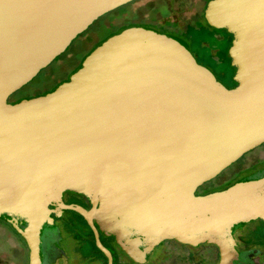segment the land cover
<instances>
[{
    "label": "water",
    "instance_id": "95a60500",
    "mask_svg": "<svg viewBox=\"0 0 264 264\" xmlns=\"http://www.w3.org/2000/svg\"><path fill=\"white\" fill-rule=\"evenodd\" d=\"M134 0H0V220L19 235L28 264L59 250L53 216L78 214L144 264L164 241L218 250L246 264L234 235L264 222V170L196 196L264 144V0H210L203 17L232 40L227 89L187 44L132 27L109 37L53 91L8 98L94 21ZM82 197L88 209L65 205ZM252 264L254 263V260Z\"/></svg>",
    "mask_w": 264,
    "mask_h": 264
},
{
    "label": "rangeland",
    "instance_id": "374dc122",
    "mask_svg": "<svg viewBox=\"0 0 264 264\" xmlns=\"http://www.w3.org/2000/svg\"><path fill=\"white\" fill-rule=\"evenodd\" d=\"M149 1L151 0H138L131 5L119 7L98 18L70 43L64 53L59 55L60 57H56L63 61H67V67L64 71H58L57 63H55L56 59H54V61H52L46 68L42 69L29 83L19 89L16 95L18 97H34L35 95L52 89L53 87L55 89L58 86L57 84L59 81L66 78L71 72L70 70L83 61L82 58L85 54L100 45L96 42L95 38H92L94 37L93 35H97V39L102 40L107 36L112 34L116 35V33L118 34L123 30L132 27H149L161 33L172 34L174 32L173 28L159 27V22H164V19L168 17L164 12V6L159 7L158 10L155 11L156 13L150 8H141ZM191 1L198 2L200 7L204 6L202 0ZM189 9L185 10L182 15V18L185 20L189 19L190 15L194 12L192 11L193 8L190 7ZM155 15H157V19L155 18ZM212 32L213 31L211 30L208 34H211ZM205 33L206 32H202L201 34L195 33L192 35L194 41L191 50L195 56V60L198 64L211 70L212 73L215 74L217 81L221 83L223 82V85H230L231 83L227 79L233 72L230 68V62L228 66L226 59H222L218 62L211 61L213 52L222 53L228 45L213 46V42L209 37L208 45L200 47L199 42L201 41L200 43H203L206 41ZM71 75L72 73L70 76ZM263 154L264 144L244 154L242 160H240L238 164L245 160L253 161ZM224 175L225 173L222 176L216 177V179H212V181L205 183L204 186L202 185V187H199L195 191L194 195L200 196L204 192H218L221 188L226 187V185L238 181V179L241 178V176L231 177L228 179L227 183L226 181H222ZM0 223L5 225V227H0V264H28V250L23 239L15 235L7 223L2 220H0ZM78 235L85 238L83 233L79 232ZM209 247L210 245H201L198 249H194L172 240L164 241L160 246L154 248L146 264H157L158 262L161 264H217L218 254L214 248ZM89 250L88 246L83 247V252L87 253ZM92 253H94V251H92ZM95 256L99 260L96 264H104L103 258L98 253L95 252ZM129 264L134 263L129 262Z\"/></svg>",
    "mask_w": 264,
    "mask_h": 264
},
{
    "label": "flooded vegetation",
    "instance_id": "af4514ba",
    "mask_svg": "<svg viewBox=\"0 0 264 264\" xmlns=\"http://www.w3.org/2000/svg\"><path fill=\"white\" fill-rule=\"evenodd\" d=\"M136 1L138 0H134L126 5H131L135 3ZM208 1L209 0H202V3L204 4V6L200 7L198 2H195V1L192 2L191 0H151L145 3L141 8H144V7L157 8V5L165 6V8L169 10V15L167 18L164 19V22L163 21L159 22V27L160 28H173L174 32L172 34H166V33H161V32L159 33L174 36L176 38H179L183 42H185L192 56L195 58L191 50L193 46V41H194V39L192 38V35L195 33L201 34L202 33L200 31L201 29L203 28L207 29L205 27V25L207 26V24L204 20L203 12H204V9ZM190 7L193 8L192 11L194 12L192 13V15H190L189 19L185 20L182 18V15L185 12V10H188ZM190 28H194L195 32L194 30H192L193 33H189ZM227 35H230V34H228L226 31L225 33L223 32L221 34L214 35L213 37L214 41H212L213 46H218L222 41H224V39L227 38ZM93 36L94 37L92 38H95L96 42L98 43L100 39H97V35H93ZM200 42H199L200 47H205L208 45L207 40L203 43H200ZM211 58L214 60V62H218L219 52H213ZM55 59L57 60V61L55 60V63H57L58 71H64L67 67V61H63L58 58H55ZM78 66H75L72 70H70L71 72L69 73V75L63 80L59 81L57 85L63 82H67L69 80L70 74L75 72ZM213 75L215 76L214 73ZM224 86L227 89H230L235 86V83L232 82L230 85L225 84ZM53 90H54V87L47 91H43L35 95L34 97L43 96ZM17 92H15L13 95H11L8 98V103L14 104L23 99L34 98V97H25V96L18 97L16 95ZM242 158L243 156L239 158L236 162H234L232 165H230L228 168L223 170L216 177L222 176L225 173L222 181L227 182L228 179L231 177L241 176V178L238 179L239 181L258 171L264 170V154L260 155L253 161L245 160L244 162L238 164V162H240ZM216 177L214 179H216ZM235 182H232L231 184H234ZM231 184L226 185V187L221 188L219 191L225 190L226 188L231 186ZM205 194H209V192H204L201 195H205ZM62 202L67 206L73 205V206H80L83 209L89 208V204L82 197L76 196L70 193L63 194ZM52 216L54 219L53 223L58 230V235L57 237H54V238L58 243L59 250L58 251L54 249L48 250L47 260L49 261V264H96L99 260L95 256V252L98 253L103 258L104 264H107V260L105 256L97 249L95 245V237H94L92 230L89 228L87 223L78 214L72 211H63L59 217H55L54 215ZM0 227H5V225L0 223ZM79 232L83 233L85 235V238L80 237L78 235ZM98 239L101 245L110 252L111 257H112V264H129V262L138 264L134 262L131 258H129L118 247V245L114 242L112 238L98 234ZM233 240H234V248L237 252L241 254V260L244 263L252 264L253 261L251 260H254L255 264H264V222L262 220L257 219V220L246 223L234 235ZM87 246L89 247L90 250L87 253L83 252V247H87ZM213 247L215 248L218 254L217 248L215 246ZM191 248L196 249V247H191ZM92 251H94V253H92ZM157 264H161V263L158 262Z\"/></svg>",
    "mask_w": 264,
    "mask_h": 264
},
{
    "label": "trees",
    "instance_id": "16d2710c",
    "mask_svg": "<svg viewBox=\"0 0 264 264\" xmlns=\"http://www.w3.org/2000/svg\"><path fill=\"white\" fill-rule=\"evenodd\" d=\"M210 1V0H209ZM159 7H162V5H157V8H151V7H149L150 9H152V10H154L153 12L154 13H156L155 11H157L158 10V8ZM164 9H165V13L167 14V15H169V10L168 9H166L165 8V6H164ZM156 17V19L158 18L157 17V15H155ZM205 27L207 28V29H205V28H203V29H201L200 31L201 32H206L205 34V36H206V40L209 42V40H208V38L210 37V39H211V41H214V39H213V37H214V35H216V34H221V33H219V32H224L225 33V30H216V29H214V28H210L208 25L206 26L205 25ZM191 29V30H190ZM189 29V31L190 32H193L192 30H194V28H190ZM210 30V31H209ZM211 30L213 31L211 34H208V32H211ZM216 31V32H215ZM189 32V33H190ZM194 32H195V30H194ZM112 35H114V34H112ZM112 35H110V36H107V37H105V38H103L102 40H100L99 42H98V44H101L102 42H104L106 39H108L109 37H111ZM231 35H227V38L226 39H224V41H222L218 46H222V45H224V44H226V45H228V47H226L225 48V50H224V52H219V61H221L222 59H226L227 60V62H228V66H229V62H230V60H229V58H228V55H227V50H228V48L230 47V44H231ZM97 44V45H98ZM96 45V46H97ZM93 50V49H92ZM92 50H90L87 54H85V56H87L88 54H90V52L92 51ZM85 56H84V58H85ZM212 62H214V60L212 59L211 60ZM231 69H232V74H230L229 76H228V80H229V82L230 83H232L233 81H232V75L234 74V71H235V69L233 68V67H230ZM11 228V227H10ZM12 231H13V233L15 234V235H17L16 233H15V231L13 230V229H11ZM19 238H21L19 235H17ZM201 245H199L198 247H200ZM198 247H196L197 249H198ZM209 248H214L213 246H210ZM215 249V248H214Z\"/></svg>",
    "mask_w": 264,
    "mask_h": 264
}]
</instances>
